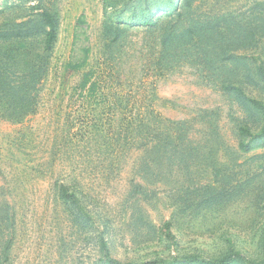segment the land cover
<instances>
[{
  "label": "rangeland",
  "instance_id": "374dc122",
  "mask_svg": "<svg viewBox=\"0 0 264 264\" xmlns=\"http://www.w3.org/2000/svg\"><path fill=\"white\" fill-rule=\"evenodd\" d=\"M43 12L36 108L0 118V264H264V0H0V28Z\"/></svg>",
  "mask_w": 264,
  "mask_h": 264
},
{
  "label": "trees",
  "instance_id": "16d2710c",
  "mask_svg": "<svg viewBox=\"0 0 264 264\" xmlns=\"http://www.w3.org/2000/svg\"><path fill=\"white\" fill-rule=\"evenodd\" d=\"M149 13V17L142 19L138 26H154L155 23H151L150 19L152 12ZM40 18L46 29H42L39 34L35 33L33 28H21L17 25L12 29L0 28V118L18 122L32 114L36 108L38 86L45 77L48 59L56 40V22L52 15L43 12ZM154 127L156 123L152 128L143 122L133 125L134 132L144 138H147L148 133L152 134ZM128 131L129 128L125 127L123 135L127 137ZM212 131L216 133L215 129H212L211 133ZM167 133L172 145L181 139V135L186 138L189 131L185 125L179 127V124L171 123ZM247 133L253 137L250 132ZM159 135L161 134L156 136ZM263 135L264 128L256 137ZM240 147L250 150L248 145ZM237 257L239 253L228 256L219 264H231Z\"/></svg>",
  "mask_w": 264,
  "mask_h": 264
}]
</instances>
